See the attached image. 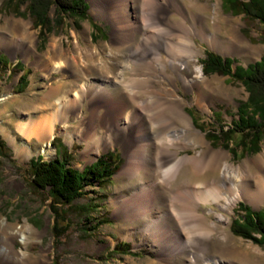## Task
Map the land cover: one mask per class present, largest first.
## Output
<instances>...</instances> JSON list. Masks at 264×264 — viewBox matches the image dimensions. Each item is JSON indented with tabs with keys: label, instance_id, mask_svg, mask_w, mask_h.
<instances>
[{
	"label": "bare ground",
	"instance_id": "6f19581e",
	"mask_svg": "<svg viewBox=\"0 0 264 264\" xmlns=\"http://www.w3.org/2000/svg\"><path fill=\"white\" fill-rule=\"evenodd\" d=\"M89 1L91 14L111 27L102 67L114 72L93 79L83 61L66 60L76 71L72 79L53 85L41 97V106L51 110L50 115L19 122L17 134L27 141L51 139L55 120L74 117L76 124L64 131L72 132L84 144L83 157L90 159L99 147L118 145L125 162L116 181L129 190L111 199L113 211L129 229L144 220L136 232L141 245L156 249L157 260L166 264H236V250L226 229L239 201L254 207L264 204V154L243 166L230 163L228 152L210 147L193 127L176 90L177 81L186 89L203 79L195 38L218 50L238 46L251 53V47L235 30V42L225 44L216 21L208 29L205 14L217 13L208 2ZM156 35L160 40L153 43ZM124 52L128 55L123 62L119 55ZM88 55L94 57L89 48ZM49 59H54L51 73L62 67L55 54ZM119 62L123 65L117 73L114 68L117 70ZM93 70L101 72L100 68ZM189 75H193L190 80ZM205 99L199 97L195 104L209 112L203 109ZM84 108L88 109L86 116ZM189 148L194 154H180ZM29 153L27 147L15 149L16 156ZM1 241L0 237V261L25 264L23 254L11 244L2 247Z\"/></svg>",
	"mask_w": 264,
	"mask_h": 264
},
{
	"label": "rangeland",
	"instance_id": "374dc122",
	"mask_svg": "<svg viewBox=\"0 0 264 264\" xmlns=\"http://www.w3.org/2000/svg\"><path fill=\"white\" fill-rule=\"evenodd\" d=\"M85 1L88 4L89 20L77 24L67 23L62 28L51 31L41 41L39 29L32 25L24 12L25 5L14 8V5H7V0H0V37L4 38L0 43L2 45L0 55L7 59L6 63H0V141L4 148V154L0 155L1 245L6 247L11 244L14 251L24 255L25 264H166L157 260L156 249L147 244H140L136 227L142 225L144 220L134 222L129 229L113 211L111 199L129 190L127 187L121 188L116 181V175L125 162L118 145L99 147L98 153L93 154L90 159L83 157L84 144L72 132L66 134L64 131V127L69 128L76 124L77 120L74 117H67L63 122L55 120L51 139L27 141L17 134L16 127L19 122L35 120L43 114L50 115L51 110L42 108L41 97L53 85L68 83L72 79V73L76 71L66 60L72 57L76 58L77 63L78 60L83 61L92 72L89 76L93 79L114 72L108 67H102V60L109 49L111 27L104 20L91 14L90 1ZM157 1L188 5V0ZM198 2H208L212 5L211 10L215 6L216 14L212 11L205 14L209 24L208 29L211 30V22L216 21L219 28L221 27L220 39L225 44L231 45L235 42L233 32L235 30L252 49L251 53L242 51L238 46L232 50H218L195 38L194 42L200 50L197 64L201 72V61L205 58L206 52L235 59L237 63L232 65L233 69L236 65L246 67L260 59L264 54V45L260 40L263 31L257 21L247 20L242 14L229 10L223 5V0H198ZM156 40H160V36L156 35L152 38L153 43H157ZM88 48L93 58L88 55ZM52 54H55V60L63 63L62 67L53 73L50 69L53 66L51 61L54 59H49ZM127 55L128 52H124L119 58L123 60ZM123 62H119L117 70L114 68L117 73ZM95 67L100 68L101 72L97 73L93 70ZM21 76L25 78L23 85L19 84ZM192 76L189 75L188 79L190 80ZM202 76L203 79L198 82L200 86L191 83L186 89L177 81L176 94L183 103L182 109L185 113L190 112L188 114L191 122L201 126L203 132L196 129L192 123L193 127L204 135L210 147L228 152L229 162L233 165L243 166L247 161H255L264 154V139L260 142L258 151L252 153L249 146L243 150L237 145L239 135H235L233 143L229 145L234 146V155L222 146V141L211 143L206 139L205 134L209 130L227 129L237 119L238 106L247 99V92L239 82L233 81L228 76L217 74ZM199 97L206 98L202 105H204L203 109L208 108L209 112L196 105ZM87 113L88 109L84 108L83 115L86 116ZM16 147H27L30 150L29 155L16 156ZM60 148L65 149L69 154L71 158L69 164L73 169L81 170L109 153H113L118 159V169L112 176L110 184L102 189L93 188L95 192L87 188V195L75 201L71 207L54 204L44 193L29 187V161L38 157L44 161L52 160ZM180 154L192 155L194 149L183 150ZM256 177L253 181L257 180ZM93 200L101 208L89 216L90 220L92 222L106 220V223L97 230L88 231L87 228L92 227L94 223L87 225L78 207ZM239 203L254 211L264 208V204L254 207L241 200L232 209L229 227L226 230L236 250V264H264V247L236 237L231 232L232 220L242 215L238 212ZM53 207L56 208L58 217L55 216ZM202 207L206 209L211 206L202 205ZM189 218L187 217L186 221L192 226V219ZM21 235L24 240H21ZM119 243H128L129 253L114 254V249ZM0 264L10 263L0 261Z\"/></svg>",
	"mask_w": 264,
	"mask_h": 264
},
{
	"label": "trees",
	"instance_id": "16d2710c",
	"mask_svg": "<svg viewBox=\"0 0 264 264\" xmlns=\"http://www.w3.org/2000/svg\"><path fill=\"white\" fill-rule=\"evenodd\" d=\"M223 3L229 10L242 14L247 20L257 21L262 26L263 33L260 40L264 45V0H223ZM7 5H14V8L25 5L24 12L32 25L39 29L41 41L51 31L62 28L67 23L77 24L89 20L88 4L85 0H7ZM6 60L0 55V63H6ZM236 63L235 59L223 58L212 52H206L205 58L201 61L203 75L228 76L233 81L239 82L247 92V99L239 104L237 119L230 127L209 130L205 137L211 143L222 141V146L234 155L235 148L229 145L233 143L235 135H239L237 145L243 150L249 146L251 152L256 153L260 142L264 139V54L258 61L246 67L236 65L233 69L232 65ZM24 80L25 78L21 76L19 84ZM192 123L196 129L203 132L201 126ZM2 153L4 154V148L0 141V155ZM70 159L67 151L61 148L52 160L44 161L40 157L31 159L29 187L44 193L54 204L71 207L75 201L87 195V188L95 192L93 188L102 189L110 184L112 176L118 169V159L113 153L102 155L81 170L73 169L69 164ZM100 208L95 200L78 207L87 225L94 223L92 227L87 228L88 231L97 230L106 223V220L92 222L89 218ZM53 210L58 217L55 207ZM238 212L242 215L233 219L230 226L233 235L264 247V208L254 211L239 203ZM94 220L96 221V218ZM129 250L128 243H119L114 249V254L129 253Z\"/></svg>",
	"mask_w": 264,
	"mask_h": 264
},
{
	"label": "water",
	"instance_id": "95a60500",
	"mask_svg": "<svg viewBox=\"0 0 264 264\" xmlns=\"http://www.w3.org/2000/svg\"><path fill=\"white\" fill-rule=\"evenodd\" d=\"M189 116V115H188ZM190 117V116H189Z\"/></svg>",
	"mask_w": 264,
	"mask_h": 264
}]
</instances>
